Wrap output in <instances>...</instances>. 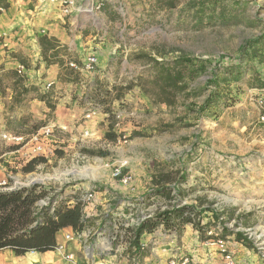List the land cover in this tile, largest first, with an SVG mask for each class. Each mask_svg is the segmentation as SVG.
I'll use <instances>...</instances> for the list:
<instances>
[{
    "label": "rangeland",
    "instance_id": "1",
    "mask_svg": "<svg viewBox=\"0 0 264 264\" xmlns=\"http://www.w3.org/2000/svg\"><path fill=\"white\" fill-rule=\"evenodd\" d=\"M87 1L86 11L67 15L75 19L68 23L74 32L79 26L84 31L94 30L97 35L90 40L91 44L81 46V51L76 47V38L71 39V46L76 50L73 54L81 60L82 67L88 57L98 58L92 70L79 67L82 73L89 74L79 86L87 87L90 79L101 81L107 75L111 82L125 84L144 65L135 61L132 54L147 52L160 60L184 57L197 60V64L205 62L207 72L194 73L188 77V82L198 90L205 86L209 89L169 107L153 104L135 87L122 100L111 104V116L103 111L100 116L85 121L88 105L81 102L84 86L80 88L74 83L68 90L69 98L59 100L63 96L58 93L63 90L46 88L49 82L44 83L38 86L41 92H56L57 114L37 99L33 105L35 112L25 113V116H29L30 125L37 124L39 129L51 121L57 127L51 136L42 138L45 155H37L33 152L37 142L31 138L32 133L16 131L26 128L19 127L14 116L20 108L25 107L27 112L30 102L23 107L15 104L8 85L2 83L6 95L0 88V106L4 103L0 110L8 116L0 120V130L22 135L24 140L7 141L0 131V180L14 188L32 183L31 176H34L35 181L54 192L69 191L74 184L81 189L96 184L99 189H109L122 198L138 199L147 197L156 188L153 178L169 174L177 199L151 197L154 212L175 202L210 208L221 215L220 230L225 225L230 230L244 232L258 251L238 242L234 235L202 241L190 224L181 233L162 227V235L159 226L152 236L146 237L150 247L145 264H160L173 256L180 260L189 257L194 264H224V253L214 244L219 239L226 241L235 260L264 264V130L249 127L254 117H250L253 109L246 97L248 89L253 87L246 81L226 79L224 90L231 92L233 101L221 104L216 114L204 116L198 114L195 107L215 88L208 80L213 76L212 69L222 59L227 63L241 60L242 66L249 69L246 80L253 72L264 76V0H178L174 8L155 9V0H103L109 8L107 11L95 9L90 0ZM0 41L1 47L8 50L3 36ZM244 46L248 49L243 50ZM27 63L31 67V63ZM223 73L222 69L219 75L222 81ZM113 107L120 119L114 115ZM8 120L14 122L8 123ZM3 122L5 127H1ZM164 126L168 130L157 132ZM108 132L115 134L116 139L106 138ZM137 133L141 135H135ZM16 145L19 149H13ZM35 156H45L47 162L32 173L21 172V167ZM120 165H124V174L134 176L136 191L130 192L129 187L112 178V170ZM91 169L99 173L98 177L84 174ZM59 172L65 174L58 175ZM80 175L84 179L76 181ZM182 177L185 182H181ZM218 233L214 228L208 232L210 236H219Z\"/></svg>",
    "mask_w": 264,
    "mask_h": 264
},
{
    "label": "trees",
    "instance_id": "2",
    "mask_svg": "<svg viewBox=\"0 0 264 264\" xmlns=\"http://www.w3.org/2000/svg\"><path fill=\"white\" fill-rule=\"evenodd\" d=\"M177 5L178 0H155L154 9L155 7L174 8ZM10 6V0H0V8L8 9ZM101 8L105 11L109 9L106 4H103ZM38 43L46 64H59L63 68L61 78L64 77L67 81L74 83L82 81V70L71 67L69 63L74 62L81 68L84 66L82 67L81 60L73 54L67 45L62 44L57 38L47 35L40 36ZM247 49L248 46H244L243 50ZM12 55L18 58L25 67L30 66L19 53L13 52ZM132 57L144 65L131 81L125 84L111 82L108 75L104 76L101 81L96 79L89 85L87 84V87L84 85L86 90L81 102L88 106L89 104L99 105L105 113L111 116L113 113L111 104L114 101L122 100L135 87H139L153 104H165L169 107L184 103L192 96H198L201 92L209 89L205 86L198 90L188 82V77L194 73L198 71L207 72L205 62L197 64V60L184 57L174 60H160L157 56L147 52L134 53ZM262 62L264 65V59ZM189 67L191 70L188 71ZM222 69L224 70L223 81L219 79ZM248 71L249 69L242 66L241 60L239 62L234 60L229 63L223 59L218 61L212 69V78L208 80L215 85V88L209 91L202 104L195 106L196 112L201 116L216 114V108L221 104H228L233 101L231 92L224 90L223 83L226 79L229 82L246 81L253 88L264 87V76L253 72V75L246 80ZM10 74L15 79V90L12 96L15 104L23 107L30 99H39L45 102L51 111H56V92H41L38 86L27 85L25 75L18 71H10ZM1 85L2 79L0 77V88ZM2 93L6 95V90L2 89ZM213 108L215 109L214 112L212 111ZM15 121L19 127L26 128V130L16 131L33 134L39 129L37 124L30 125L29 116L24 114L17 117ZM12 122L14 121L8 120V123ZM165 130H168V127L158 128L157 132ZM105 137L111 140L116 139L115 134L111 132L106 133ZM19 147V145L13 146V149H19ZM46 162L45 156H35L21 167V172L24 174L32 173L36 171L39 165ZM153 181L156 188L147 195V198L156 196L167 201H176L177 196L173 193L175 189L170 185L172 182L171 175L163 174L160 178H153ZM181 182H185L183 177ZM81 192V190L74 189L54 192L39 182L14 188H10L8 183L6 185L0 183V252L11 250L16 256H25L30 250H35L38 253L54 251L58 244L59 232L68 227L80 229L85 223L82 217ZM46 197H50V203L47 206H41L39 202ZM210 212L212 214H209ZM221 220V215L210 208H199L196 205L181 202L171 203L165 209L155 212L152 218L139 227L135 242L138 243L145 231L153 232L159 226L164 227L167 231L181 233L190 224L199 233L202 241L234 235L238 242H242L249 249L258 251L257 246L244 232L230 230L225 225H222L220 230L218 222L222 223ZM213 228L218 229L219 236L208 234ZM146 256H148L147 251L141 254V260Z\"/></svg>",
    "mask_w": 264,
    "mask_h": 264
},
{
    "label": "built area",
    "instance_id": "3",
    "mask_svg": "<svg viewBox=\"0 0 264 264\" xmlns=\"http://www.w3.org/2000/svg\"><path fill=\"white\" fill-rule=\"evenodd\" d=\"M40 1L57 5L64 15L86 11V2H89L87 0ZM90 2L95 9H100L103 5V0H90ZM4 11V8H0V23ZM2 36L5 38L6 34L4 33ZM4 46H8L7 42H5ZM97 62L98 58L95 55L88 57L82 70H92ZM69 64L71 67L79 69L74 62ZM18 72L25 75L26 67L19 65ZM51 86L52 83L49 82L46 88ZM246 98L252 108L258 112V122L264 123V87L248 89ZM113 108L115 110V107ZM102 112L103 108L101 106L89 104L88 108H86L85 121L100 116ZM114 114L120 119V115L117 114L116 110ZM56 127L57 125L51 121L31 134V138L37 142L33 148L34 154L45 155L46 145L43 143L45 141L42 138L51 136ZM58 127L62 128V126ZM2 136L7 141L15 143H20L24 140V136L8 131H3ZM112 178L120 180L122 184L129 187L130 192H134L137 189L134 184V176L132 174H124V165L116 166L112 170ZM83 179L84 177L80 175L75 180ZM0 183L3 185L7 184L6 181L1 180ZM73 187L74 190L82 191V217L85 223L80 229L68 227L59 232L61 237L58 234V244L53 252H55L61 264H145L148 256L141 260V254L149 249L150 240L146 239V237L152 236L153 232L145 231L138 243L135 240L139 227L155 214L151 204L153 198H147L146 196L138 199L122 198L118 193L109 189H99L96 184H89L83 189L75 184ZM55 192L59 191L55 190ZM49 203L50 197H46L39 202L41 206H47ZM162 229L161 226L159 228L160 235L163 234ZM214 244L218 245L224 253V264H244L235 260L227 249L226 241L219 239ZM37 253L35 250H30L27 255H35ZM160 264H194V262L189 257L180 260L173 256Z\"/></svg>",
    "mask_w": 264,
    "mask_h": 264
},
{
    "label": "crops",
    "instance_id": "4",
    "mask_svg": "<svg viewBox=\"0 0 264 264\" xmlns=\"http://www.w3.org/2000/svg\"><path fill=\"white\" fill-rule=\"evenodd\" d=\"M10 0L11 6L5 9L1 16L0 23V36L6 34L4 38V44L7 42L8 50L1 47L0 41V77L2 83L8 85V90L10 91V98L14 95V81L15 79L11 76L10 71H18V67L21 61L13 57L12 53H20L28 62L31 63V67H26L27 85H43L44 83H52V88L55 90L62 89L59 92V100L68 99V90L74 82H68L66 79H61L63 74V68L59 64L47 65L43 62L41 55V47L38 43V38L43 35L48 37H55L61 41L62 44L67 45L69 49L73 52L76 51L71 46V39L76 38V47L81 51V46L84 47L86 44H91L90 40L97 37L94 30H82L79 26L75 28V32L70 29L68 23H71V17L63 15L57 5H52L48 2H41L40 0ZM75 22V19L72 20ZM39 64V66H38ZM38 68H35L37 67ZM83 78L88 77L89 74L83 72ZM8 76V77H7ZM25 76V77H26ZM92 77V76H91ZM94 78V77H92ZM85 79V78H84ZM95 81L90 79L87 84L89 85ZM80 85V84H79ZM78 83L75 86H79ZM2 99L0 98V101ZM30 106L27 112H25V107L20 108L14 116L25 115V113H34V103L37 99H31ZM41 103V102H40ZM4 107V103H2ZM1 107V106H0ZM3 107H1L3 109ZM253 109V114L250 116L254 117L253 121L249 123L251 130H264V123L258 122V112ZM58 110L54 113L57 114ZM8 113L2 112L0 110V120L3 121L7 118ZM6 116V118H4ZM12 117V116H10ZM33 117H36L34 114ZM4 118V119H3ZM251 125L253 127L251 128ZM6 123L3 122L1 127H5ZM3 131V130H0ZM7 131V130H6ZM61 237V233L59 234ZM53 253V254H52ZM54 256V259L53 257ZM29 259H33V264H61L59 258L55 252L47 253H37L35 256H16L11 250H6L0 252V264H27Z\"/></svg>",
    "mask_w": 264,
    "mask_h": 264
},
{
    "label": "bare ground",
    "instance_id": "5",
    "mask_svg": "<svg viewBox=\"0 0 264 264\" xmlns=\"http://www.w3.org/2000/svg\"><path fill=\"white\" fill-rule=\"evenodd\" d=\"M88 12H91L90 10H88ZM80 172V171H79ZM64 175L65 173H61V172H59L58 173V175ZM84 174H86L87 176H91V177H93V178H96V177H98V175H99V173L96 171V170H86L85 172H84ZM34 180L35 179H37V177H34V176H31ZM39 177H45V176H39ZM38 177V178H39ZM53 254V253H52ZM36 255V254H35ZM35 255H29V256H35ZM33 262H34V260L33 259H29L28 260V262H27V264H33Z\"/></svg>",
    "mask_w": 264,
    "mask_h": 264
},
{
    "label": "water",
    "instance_id": "6",
    "mask_svg": "<svg viewBox=\"0 0 264 264\" xmlns=\"http://www.w3.org/2000/svg\"><path fill=\"white\" fill-rule=\"evenodd\" d=\"M32 183H37V181L34 180Z\"/></svg>",
    "mask_w": 264,
    "mask_h": 264
}]
</instances>
